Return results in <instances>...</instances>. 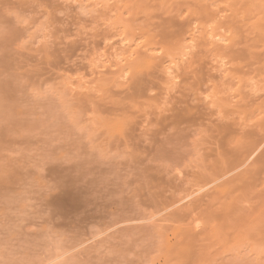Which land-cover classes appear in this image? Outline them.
Segmentation results:
<instances>
[{
	"label": "rangeland",
	"instance_id": "374dc122",
	"mask_svg": "<svg viewBox=\"0 0 264 264\" xmlns=\"http://www.w3.org/2000/svg\"><path fill=\"white\" fill-rule=\"evenodd\" d=\"M102 1H106V4L105 2L102 3ZM214 1L215 0H0V264H42V261L44 262L43 264H50L49 262L52 259L51 264L55 263L56 259L58 260L56 264H207V262L208 264H264V225L261 224L262 226H260V229L257 226V221L260 222V220L257 219L248 221V223L253 224L256 221L254 226L258 227L257 230H255V228L254 230L251 229L253 226L248 224L250 229L247 225L243 226L244 228L237 226V229L243 228V231H240V229L239 233L237 229L230 230L231 227H228V231V229L224 228L226 227L224 224V229H220L222 228L220 226V230L217 229V233H215L216 235L213 234L214 232H211L207 233V236H205V234L202 236L201 234V236L197 235L198 238L195 236V239L191 237L188 239L189 241H187L184 236L182 240V227L185 228L184 224L190 221L193 222L190 223L196 229H201L205 225V222L212 218L213 221L215 219H217L218 222L223 221V219L220 218L222 216H219L221 214L219 206L221 202L225 200L223 197L226 194L221 195L219 192L225 187L224 184H222L223 187H220L218 192H215V196L217 195L216 202L214 201L207 206L203 205L201 206L202 208L199 207L190 211L187 217L176 215L177 217H182L181 219L177 218L176 220V216L170 217L168 213L171 208L167 209L165 205L159 201L164 197L168 199L171 196L169 198L171 200L172 196H175L174 199L180 198L182 195L184 196L187 194V189L190 188L188 185L191 187L194 185H192V183H195V187L193 186V189L190 188V191H193L194 188L196 190L201 185H204L202 183L204 181H193L194 178H190L192 179V183L189 184V182H191L190 180L188 184H186V181L185 189L182 188L184 187L182 180L187 177L184 175L182 169H188L189 165L192 166V168L189 166V169L194 168V170H197L199 167L204 169L207 166L208 168L210 167V169H223L225 163H230V160L227 161V159H229L228 156V158H225L226 155H221L222 157L224 156L222 159V157L215 152L219 156L218 158L215 153H210L209 149L208 152L214 155H210L211 157H204L208 155L207 148L209 146L205 147L206 149L203 148L206 150L205 152L202 148H192L195 150V153L196 150L200 152L202 149L201 152L205 154L198 152L200 154L199 157L203 156V159L201 158L202 161L197 158L198 154H193L189 145H187L189 146L187 149L190 148L191 153L189 151L190 154H187V151L185 155L184 151L187 147L185 145L186 142L182 140L183 142H180L181 144H174L175 140L171 138L173 134L172 131H174L173 129L175 128V126L173 127L175 117H173L172 114L177 111V109L174 108H177V106L179 107V105L182 106L184 103L183 102L182 105L181 103L176 105L179 100L177 97L182 95L184 99H186L185 102L188 101L187 103L190 102L191 104L198 102L197 98L208 102L211 99V92L214 91L212 86L210 87L211 81L208 85V82H206L207 80H204L205 83L199 81L196 83L194 79L196 76L191 77L190 75L188 78H183L181 75L179 77H175L174 75L178 70L182 71V64H188V61H186L187 59L192 65L190 67L192 73L196 70L199 72L201 68L204 69V67H206L205 63L208 61L209 63H207V66H211V68L214 67V69L206 67V71L201 70L207 73L209 71L207 69H210L209 73L214 74L216 72L215 74H217L220 72L219 69H222V63L224 64L225 61L224 58V61L220 59L221 57L219 55L217 59L216 57L218 56L214 51L207 52V45H203L204 43L201 42V39L198 41V33L200 31L199 30L197 33L198 28L203 31L202 26L207 27L205 28L207 32H209L208 29L212 32L215 31V33H220L222 31L221 34H219V36H221L227 33L223 31L229 32V28L236 24L235 26L244 34L248 31L247 29L250 27V23H254L252 19L253 21L256 20L257 15H259L260 17H257V20L259 18L260 20L254 23V29L256 28L254 31L256 32L254 34L252 33L251 36L248 35L250 32L244 35L239 33L238 36L247 35L246 37H252V41L254 37L257 36L259 39L256 38L253 42L250 40L249 44L254 43L255 45H252L256 47L259 45V49L264 47V0H259L260 3L257 0H246V2L244 0H236L238 1L237 3L235 0H216V4ZM242 1H244V3ZM247 1H251L250 3L254 4V6ZM127 2L130 5H128ZM125 3H127L129 9H132L129 10L130 14L134 13L135 15L128 14V8L124 5ZM104 4L108 6L106 7ZM131 5L132 7H130ZM213 7L216 8V10L219 8V10H217L218 12L215 11ZM207 8H210V10ZM234 9L236 12L233 13ZM216 12L219 15L221 14V17L223 16L222 20L219 19L220 16L216 14ZM251 12L255 13L252 14ZM238 16L241 18L239 19ZM181 18L183 20H181ZM228 18H230V20H228ZM232 19L235 20V24ZM223 20L224 22L222 23ZM249 20L251 21L249 22ZM181 21L182 23H180ZM225 21L228 26L231 24L230 27L223 26L226 25L224 24ZM229 21H232L233 25L232 23L229 24ZM260 22H262V24ZM126 24L129 27H127ZM243 26H245V28ZM125 27L128 29H125ZM191 27H195L196 30ZM210 27L213 28V30L210 29ZM251 27H253V25H251ZM237 28L234 29L233 27L232 29L235 31ZM242 28H244L245 31ZM251 29L253 30V28ZM126 32L129 33L126 34ZM195 33H197L196 36L198 35V38H195ZM229 35L230 32L227 36ZM236 35L237 34H235V36ZM125 36L128 37V39H125ZM219 36L217 34L218 39ZM245 38L242 40L237 38V40L242 42ZM189 39L190 41H188ZM256 40L260 42L257 43ZM246 41L245 39L243 43ZM198 42H200V45H198ZM190 43L192 46L194 43L195 45L192 47ZM201 43L203 46H201ZM136 44L137 48L135 47ZM149 44L152 46V51L150 50V53L148 51L150 49ZM145 45H147V47ZM159 45L164 46L159 47ZM198 46H200L199 49ZM134 47L136 48V50L134 49L136 53L132 50ZM145 47L147 48V53L157 54V56L152 55L153 57L151 58L155 57L154 60L156 62H159L158 60L162 61L155 66L149 61L144 62L139 60L140 63H135V65L132 66L131 64H134L132 63V58L134 59L137 54L138 56L141 55V53L143 54L144 51L146 53V50H144ZM168 49L171 53L168 54L169 56L171 55L170 58H166L169 57L167 56ZM184 49H188V54ZM191 49L197 53V56L194 55L195 52L192 54L193 51ZM204 49L206 52H204ZM262 49L264 53V48ZM190 51H192V53H190ZM181 52H185L186 54H181ZM199 52L201 53L199 54ZM149 54L147 55L151 56ZM126 55H128V57H126ZM176 55H182L183 57ZM191 56H195L194 65L193 61H191L193 59L190 60ZM262 56L264 58V54ZM124 57L129 63H127ZM203 57L205 59L202 60ZM69 58L71 60H69ZM184 58H186V60ZM208 58H214V60H209ZM178 59L179 61H177ZM181 59L184 60L180 61ZM197 59L199 62L203 61L205 65L202 63V65H204L202 66L201 63H199L198 66ZM205 60L207 61L204 62ZM216 62L217 64L219 63V65H217ZM180 63L181 65H179ZM262 64L263 63H261V65L258 64V66L256 65L261 69L260 72H263L260 75L264 74V64ZM127 65L131 66V68ZM169 65H171V67H169ZM127 68L130 71L126 70ZM190 68L188 67V69ZM96 69H99L100 72H98V70L96 71ZM151 69L154 70L152 71ZM192 69L194 71H192ZM155 71L157 72L155 73ZM170 71L171 78L172 76L174 77L173 79L167 77ZM172 71H176V73ZM150 72L154 73L150 74ZM158 72L161 75H159ZM166 73L168 74L166 75ZM99 74L103 78H99L101 77ZM129 75L130 77H128ZM134 75L137 76L135 77L137 79L134 78ZM151 75L153 77H151ZM192 75H194V73ZM144 76H146V78ZM199 76L200 75H198V77ZM143 77L151 80L149 81L150 83L148 82L147 87L143 89H141V87L128 89V87L125 86L126 84H131V80H135L134 83L137 82V84H139L141 83L140 78ZM169 79L170 81H167ZM123 80L126 83H124ZM117 82H121V86L118 85ZM166 82L170 84L168 85ZM160 84L163 85L161 86ZM116 86L119 87L117 88ZM134 90L137 92L135 91L134 93ZM258 110L260 111V108H258ZM261 110L264 111V106ZM252 111H247L245 113L248 117L245 114L242 115L241 119H244L241 121L244 120L245 123L251 124L261 115L259 113L262 112L257 110ZM216 114L214 113L213 115L216 116ZM214 116L213 118H215ZM180 117L181 116L178 118ZM175 121H177V119ZM183 123L181 124L183 125ZM198 126L192 128L196 130L195 128H198ZM204 126L202 128L199 126L198 129L200 130L197 129L195 132L190 128L192 131L190 135L192 134L191 136L193 138H198V136L202 137L204 134L207 136V138L205 137L206 140L201 138L203 142L199 139L200 137L198 139L196 138V141L199 140V142H202L199 146L203 145L204 141L208 142L209 140L210 143L208 137L211 134V128L206 121L204 122ZM192 137L190 139H193ZM204 145H206V143ZM182 147L183 149L185 148L184 151H182ZM227 147H229V145ZM173 148H175L176 151L180 149L179 152L181 153L180 155H182V161L181 159H179V161L177 160L174 152L175 157L172 156V151H175ZM165 153L166 156H168L167 158ZM204 158L206 159L204 160ZM175 160H177V162ZM182 163L187 164V166ZM145 170L147 172L146 174ZM178 170L179 172L181 171L182 174L179 173ZM167 171L171 173H167ZM163 173L164 175H162ZM142 174L145 178L143 176L141 177ZM148 174H150V176ZM101 176L103 178H100ZM166 176L168 178H165ZM179 176L182 177L180 178ZM147 178L149 180L151 178V181H149L150 184L147 183ZM158 178H160V180ZM169 178L170 181L168 180ZM177 180L179 183L182 182V185L177 183ZM179 180H181V182ZM222 181L220 179L221 183ZM197 182H199V185H196ZM87 184L89 186H87ZM214 184L210 185L209 188L205 187L202 191L210 188L212 189ZM217 184H219V180ZM134 185L136 187H134ZM179 186L181 188H179ZM138 187H141L140 193L143 195L146 193L147 196L144 195V198L141 197L139 194L140 189L137 190ZM148 188L149 191L151 190L150 192ZM95 190H97V192ZM57 191H59L58 194ZM116 191H118V193ZM135 191L137 192L136 195ZM236 191L237 190H235L234 194L241 193L239 189V193ZM147 192L150 194L148 195ZM153 192H155V194ZM50 193H53V196ZM246 196L247 195L243 198H247ZM93 197L96 198L94 199ZM105 197L106 199H104ZM136 197L138 200H136ZM91 198L92 200H90ZM129 198L130 201L128 202ZM154 199L156 200L154 201ZM77 201L79 202L75 203ZM94 201L98 202L97 205ZM244 204H247L245 200ZM98 205H100V207ZM161 205H163V207ZM84 206L85 208H83ZM161 208H163V210ZM48 210L50 211L48 212ZM92 211L96 213L93 214ZM71 213L74 216H71ZM83 213L85 215H83ZM142 214L144 217H142ZM209 214H212V216ZM156 215L157 217H155ZM124 217L125 219L123 220ZM217 217H219L220 220ZM185 218H187V222L183 220ZM67 219L70 220L68 221ZM152 219H154V221ZM203 219L205 222L202 221ZM55 222L56 224H54ZM218 222L217 224H219ZM53 224L55 226H53ZM71 224H73V227ZM43 228H46L49 234L45 233L47 231ZM246 228L249 230H246ZM66 230L67 232H65ZM244 230H246V233ZM252 230L258 232H253V234L250 235ZM223 231L225 234L222 233ZM247 231L251 232L247 233ZM178 232L180 233L178 234ZM232 232L234 234L231 235ZM68 233L73 239L68 237ZM248 236H250V240ZM157 237L159 238L157 239ZM238 237L241 238L238 239ZM74 238L75 240L78 238L77 243L74 241L76 244H79V242L85 239V242L88 241L87 246L85 245L86 243H83L84 246L76 248V251H80L78 252L79 254L74 249L72 250L73 253L70 251L72 255H69L70 249H68V247L72 245V240H74ZM198 239L201 241H198ZM235 239H237V241H235ZM180 240L182 242H180L181 246L178 242ZM231 240L233 241L231 242ZM66 241H69L71 244L69 243V245ZM215 241L217 242L215 243ZM234 242L236 243L231 244ZM221 244L223 245L221 246ZM229 244L230 246H228ZM81 247H84V249H81ZM86 247L89 248L86 250ZM186 247L190 248L189 252ZM209 247L212 248L210 249ZM177 248L179 250V256L172 254L174 251L176 255H178ZM237 248L241 251H238ZM53 249L55 252H53ZM170 249L173 251H169ZM57 250L58 252H56ZM221 250L224 251H222L224 255L221 252L219 255V251ZM227 251H229L228 254ZM213 252L216 254H213ZM63 254H68V256L65 257ZM194 254L195 256H193ZM235 254L238 255L235 256ZM170 255L173 256H171V259H169ZM164 259H169L171 262L175 259L177 262L173 261L174 263H170ZM194 259L197 260L196 263L193 262ZM230 260H235V262H231Z\"/></svg>",
	"mask_w": 264,
	"mask_h": 264
},
{
	"label": "bare ground",
	"instance_id": "6f19581e",
	"mask_svg": "<svg viewBox=\"0 0 264 264\" xmlns=\"http://www.w3.org/2000/svg\"><path fill=\"white\" fill-rule=\"evenodd\" d=\"M129 1V0H128ZM144 1V0H143ZM216 1V0H215ZM214 1V2H215ZM236 1V0H235ZM245 2H246V0H244ZM244 1H242L243 3H244ZM252 1V0H251ZM250 1V2H251ZM257 1H259V0H257ZM105 2V4H106V1H104ZM103 1H102V3H104ZM142 2V1H141ZM213 2V1H212ZM238 1H236V3H237ZM249 4H252V3H250L249 1H247ZM256 2V1H255ZM264 2V1H263ZM128 3V2H127ZM127 3H125L124 5H126V7L128 6V5H130L129 3H128V5H127ZM138 3V2H137ZM136 3V4H137ZM144 3V2H143ZM142 3V4H143ZM259 3H260V1H259ZM104 4V5H105ZM108 4V3H107ZM142 4H141V6H142ZM206 4H207V1H206ZM215 4H216V2H215ZM248 4V5H249ZM258 4V3H257ZM134 5V4H133ZM209 5V4H208ZM207 5V6H208ZM236 5V4H235ZM253 6H254V4H252ZM260 5V4H259ZM264 5V4H263ZM106 6V5H105ZM108 6V5H107ZM106 6V7H107ZM229 6V5H228ZM130 7H132V5L130 6ZM218 7V6H217ZM128 8V7H127ZM259 8V7H258ZM261 8V7H260ZM207 9H209L210 10V8H207ZM206 9V10H207ZM213 9H215V11H217V10H219V8L216 10V8H214L213 7ZM129 10H132L131 8L129 9L128 8V12H129ZM229 10H231V9H229ZM233 10V9H232ZM171 11V10H170ZM169 11V12H170ZM220 11H221V9H220ZM204 12H206V11H204ZM207 12H209V11H207ZM213 12H214V10H213ZM218 12V11H217ZM216 12V14H218ZM234 12H236V10L234 9V11H233V13ZM238 12V11H237ZM244 12V11H243ZM247 12V11H246ZM249 12V11H248ZM253 12V11H252ZM251 12V13H252ZM131 13H132V11H131ZM167 13V12H166ZM222 13V12H221ZM226 13H227V11H226ZM232 13V14H233ZM245 13V12H244ZM243 13V14H244ZM255 13V12H254ZM254 13H252V14H254ZM128 14H130V12L128 13ZM134 14V13H133ZM133 14H130V15H133ZM182 14V13H181ZM209 14H210V12H209ZM222 14H225V13H222ZM228 14V13H227ZM231 14V13H230ZM240 14V13H239ZM135 15V14H134ZM206 15V14H205ZM211 16H213L212 14H210ZM214 15H215V13H214ZM219 15V14H218ZM221 15V14H220ZM219 15V16H220ZM229 15V14H228ZM236 15V14H235ZM240 15H242V14H240ZM256 15V14H255ZM129 16V15H128ZM216 16V15H215ZM214 16V17H215ZM230 16V15H229ZM234 16V15H233ZM232 16V17H233ZM237 16V15H236ZM243 16V15H242ZM263 16V15H262ZM261 16V17H262ZM223 17V16H222ZM222 17L220 16V20H222ZM231 17V16H230ZM235 17V16H234ZM249 17V16H248ZM257 17H260L259 15H257ZM257 17H256V20H254L253 21V19H252V22H254V23H257V22H255V21H258V20H260V18L257 20ZM183 18V17H182ZM181 18V20H183ZM185 18V17H184ZM216 18V17H215ZM238 18H239V16H238ZM241 18V17H240ZM239 18V19H240ZM166 19V18H165ZM218 19V18H217ZM235 19V18H234ZM248 19V18H247ZM250 19V18H249ZM220 20H218L219 22H221ZM224 20H227V19H224ZM224 20L222 21V23L224 22ZM228 20H230V18H228ZM233 20V19H232ZM238 20V19H237ZM244 20V19H243ZM246 20V19H245ZM179 21H180V19H179ZM234 21V24L236 23L235 22V20H233ZM251 20H249V22H250ZM162 22V21H161ZM237 22H239V21H237ZM248 22V21H247ZM264 22V21H263ZM180 23H182V21L180 22ZM229 24L230 23H232V21L230 22H228ZM242 23V22H241ZM240 23V24H241ZM254 23H250V27H251V25H253V27H251V28H253V30L249 27L247 30L248 31H246V33L247 32H250V33H248V35H250L251 36V34L253 33H255L256 31H254L255 29H254ZM261 24H262V22H260ZM221 24V23H220ZM224 24H226V21H225V23ZM243 24H245V23H243ZM264 24V23H263ZM222 25V24H221ZM231 25V24H230ZM230 25L228 26V24H226V25H223L224 27H226V26H228V27H230ZM232 25H233V23H232ZM236 25V24H235ZM235 25H233V27H234V29L235 28H237ZM248 25V24H247ZM255 25H257V24H255ZM123 26H125V25H123ZM126 26L127 27H129L127 24H126ZM246 26V25H245ZM245 26H243L244 28H245ZM260 26V25H259ZM127 27H125V29H128ZM193 27V26H192ZM191 27V28H192ZM198 27V26H197ZM200 27V26H199ZM213 27V26H212ZM232 26L229 28V32H230V35L229 36H227L228 34H229V32L228 31H223V32H227V33H225V35L224 34H222L221 36H219V34H221V32L219 33H215V31L214 32H212V31H210L209 29H208V31L209 32H207L206 30H205V28H207V27H203L202 26V29H203V31L200 29V28H198V30H197V33H198V31H199V33H198V37L196 36V34L197 33H195L194 35L196 36L195 38H198V41H200V39H201V42L202 43H204L203 45H207V47H206V50H207V52L208 51H214L215 53H216V55L218 56H220L221 58L220 59H222L223 60V58H224V64L222 63V65L223 66H221V63H220V66L222 67V69H219L220 68V66H219V70H220V72L219 73H217V74H215L214 73V71H213V73L214 74H212V73H209V71H210V69H214V67H212L211 68V66H207V63H209L207 60L209 59H207V60H205L204 62H206L207 61V63H205L206 64V67L208 68H210V69H207V70H209L207 73L205 72L204 73V71H202V70H205L206 71V67H204V69H202L201 68V65H202V63H203V61L201 62H199V54L202 52V50H201V52H199V56H198V63H197V65L199 66V63H201V65H200V68L202 69H199L200 71L199 72H197L198 70H196V71H194L193 69H192V71H194L193 73H194V75H192L193 73L190 71L191 70V63H189V60L187 59L186 60V58H184L186 61H188V64L186 63V65L185 64H182V66H183V69H182V71L180 70H178L177 71V73H176V71L174 72V71H172V72H174V73H176L174 76L175 77H179L180 75H181V77H183V78H185V77H189L190 75H191V77L192 76H196V78H194L195 80H196V83L199 81V82H201V83H205V81L204 80H207L206 82H208V85H209V82L211 81V85H210V87L212 86V88L214 89V91L213 92H211V99L208 101V102H205V101H203V100H200L199 98H197L198 100V102H196V103H193V104H191L190 102L189 103H187V102H185V100L186 99H184V96H182V95H179V96H181V97H177V98H179V100H178V102H177V104L176 105H178L179 103H181V105H182V103H183V105L182 106H180L179 105V107L177 106V108H174V109H177V111H175V112H173L174 114H175V116H174V114H172L173 115V117H175L174 119L176 120L177 119V121H175L174 120V125H173V127L175 126V128L173 129L174 131H172L173 132V134H172V136H171V138H172V140L174 139L175 140V142H174V144H181L180 142H183L182 140H184V142H186L185 143V145L187 146V145H189L190 146V148H191V151H193V154H198L197 156V158H199L200 160H201V158L203 157H199L200 156V152L202 151V149L203 148H205V147H208L207 148V153H208V155H205L204 157H207V156H210L211 154L210 153H217V154H219L220 155V157H222L221 155H226L225 156V158H228L229 157V159H227V161H229L230 160V163H225V164H227V165H225L224 164V168L223 169H219V168H215V169H210V167L208 168V166L207 167H205V166H202V167H205L204 169L203 168H201V167H199L197 170H194V168L193 169H189V166H191V165H189L188 166V169H182V171H183V173H184V175H186L187 177L185 178V179H183L182 180V182H183V184H184V187H182V188H184L185 189V185L186 184H188V182L191 180V182H189V184L190 183H192V179H190V178H194L193 179V181H200V182H202V181H204V182H202L204 185L202 186L201 184V188L200 187H198L196 190H195V188H194V190L193 191H190V188H192L194 185H195V183H192V187L190 186V185H188L190 188L189 189H187V187H186V189H187V194H185L184 196L182 195L180 198H177V199H174V197L172 196V198H171V200L168 198H166L165 199V197L164 198H162V199H160L159 201L160 202H162V204L163 205H165V207L168 209V208H171L170 209V211H169V215H170V217L171 216H176V215H179V216H182V217H184V216H189L188 215V213L190 212V211H192V210H194V209H196V208H202L201 206H203V205H209V204H211V203H213L214 201L216 202V199H217V195L215 196V192L217 191L218 192V190H219V188L220 187H223V185L222 184H224V186L225 187H223L222 188V190L219 192V193H221V195L222 194H226L224 197H223V199H225L224 201H222L221 202V204H220V206H219V209H221V214L219 215V216H222V217H220V218H222L223 219V221L221 222V221H217V219H215L214 221H213V218L212 219H209L207 222H205L204 221V219L202 220L203 222H205V225L201 228V229H196L193 225H191V223L190 222H192V221H190V222H188V223H186V224H184L185 225V228L184 227H182L183 228V232H182V240H183V237L187 240V241H189L188 239L189 238H191V237H197V235L199 236H201V234H202V236H204V234H205V236H207L206 234L207 233H213V234H215V233H217V229L218 230H220V229H228V231H229V228L228 227H231V229L230 230H235V229H237V226H239V227H243V226H245V225H247L248 227H249V225L251 224V226H253V228L251 227V229H253L254 230V228H255V230H257V228L259 227L260 228V226H262L261 224H263L264 225V111L263 110H261L262 109V107L264 106V74H262V75H260L261 73H263V72H260V70L261 69H259L257 66H258V64H260L261 65V63H263L264 64V62H263V49L262 48H264V47H262L261 49H259V45H257V47L256 46H253V45H255L254 43H251V44H249V41L251 40V42H253L254 41V39H256L257 38V36H253L254 37V39H253V41H252V37L250 38L249 36V38L248 37H246L247 35H245V36H242V35H244V34H246V33H244L243 31V33L244 34H242L241 33V31H239V29L237 28L235 31H236V33H235V31L232 29L233 28ZM247 27V26H246ZM256 27V26H255ZM261 27V26H260ZM195 28V27H194ZM194 28H192V29H194ZM209 28V27H208ZM244 28H242L243 30H244ZM262 28V27H261ZM264 28V27H263ZM121 29H123V28H121ZM141 29V28H140ZM210 29H212L213 30V28H211L210 27ZM130 30V29H129ZM189 30H191V29H189ZM195 30H196V28H195ZM224 30V29H223ZM262 30V29H261ZM192 31H194V30H192ZM192 31H190V32H192ZM206 31V32H205ZM239 31V32H238ZM245 31V30H244ZM254 31V32H253ZM125 32V31H124ZM150 32V31H149ZM148 32V33H149ZM196 32V31H195ZM129 33V32H128ZM127 32H126V34H128ZM186 33H187V29H186ZM194 33V32H193ZM215 33V34H214ZM242 34V35H239L238 36V34ZM262 33V32H261ZM263 33H264V31H263ZM125 34V35H126ZM141 34V33H140ZM217 34H218V36H219V39H218V37H217ZM227 34V35H226ZM235 34H237L236 36H235ZM224 35V36H223ZM234 35V36H233ZM256 35H257V33H256ZM190 36H193V35H190ZM245 38L247 41H248V43H247V41L246 42H244L243 43V41L245 40H243L242 42L240 41H238L237 40V38H240V40H242L243 38ZM217 37V38H216ZM259 37V36H258ZM261 37V36H260ZM264 37V36H263ZM128 39V37H126L125 36V39ZM186 38V37H185ZM221 38V39H220ZM242 38V39H241ZM248 38V39H247ZM124 39V40H125ZM140 39V38H139ZM190 39H192V38H190ZM190 39L188 40V41H190ZM257 39H259V38H257ZM123 40V41H124ZM150 40V39H149ZM194 40V39H193ZM261 40V39H260ZM144 41V40H143ZM148 41V40H147ZM146 41V42H147ZM179 41V40H178ZM195 41V40H194ZM259 41V40H258ZM126 42V41H125ZM149 42V41H148ZM151 42H152V40H151ZM193 42V41H192ZM191 42V43H192ZM256 42H257V40H256ZM260 42V41H259ZM259 42H257V43H259ZM129 43H130V41H129ZM158 43V42H157ZM163 43V42H162ZM190 43V44H191ZM202 43H201V46H203L202 45ZM256 43V44H257ZM142 44V43H141ZM174 44V43H173ZM183 44H184V42H183ZM189 44V45H190ZM253 44V45H252ZM130 45H131V43H130ZM138 45H139V43H138ZM144 45V44H143ZM155 45H157V44H155ZM154 45V46H155ZM185 45H186V43H185ZM188 45V44H187ZM194 45H195V43H194ZM193 45V46H194ZM197 45V44H196ZM198 45H200V42H198ZM146 47H147V45H145ZM149 46H150V44H149ZM162 46V45H161ZM160 45H159V47H161ZM164 46V45H163ZM162 46V47H163ZM168 46V45H167ZM170 46H171V44H170ZM173 46V45H172ZM191 46H192V44H191ZM192 46V47H193ZM135 47L137 48V44L135 45ZM133 48L132 50L134 51V49L136 50V48ZM144 47V46H143ZM145 47V49L144 50H146L147 48ZM151 47L152 46H150V49L148 50L149 51V53H150V50L152 51V49H151ZM190 47V46H189ZM197 47V46H196ZM164 48H166V47H164ZM173 49H175L174 47H172ZM191 48V47H190ZM200 48V46H198V49ZM141 49H143V48H141ZM140 49V50H141ZM169 49H170V47H169ZM168 49V50H169ZM182 49H183V47H182ZM195 49V48H194ZM202 49H203V47H202ZM131 50V51H132ZM157 50V49H156ZM164 50V49H163ZM185 50V49H184ZM188 49H186L185 50V52L187 51ZM190 50V49H189ZM192 50V49H191ZM132 51V52H133ZM138 51H139V47H138ZM154 51V50H153ZM157 51H159V50H157ZM161 51V50H160ZM172 51V50H171ZM182 51V50H181ZM193 51V50H192ZM192 51H190V53H192ZM135 52V51H134ZM168 53H167V56H169L168 54L170 53V50L169 51H167ZM185 52H181V54L182 53H185ZM194 52L195 51H193V53L192 54H194ZM204 52H206L205 51V49H204ZM136 53V52H135ZM137 53H139V52H137ZM140 53H141V51H140ZM149 53H147V50H146V53H145V51H144V53L142 54L141 53V55H139L138 56V54L137 55H135V57H134V59L132 58V63H134V64H131L132 66L133 65H135V63L137 64L138 62H139V60L140 61H144V62H146V61H149L150 63H152V64H154L155 66L160 62V61H162V60H158L159 62H156L154 59H155V57L154 58H151V57H153V56H157V54H149ZM154 53H156V52H154ZM159 53V52H158ZM189 53V54H190ZM147 54H149V55H151V56H148ZM160 54V53H159ZM158 54V55H159ZM162 54V53H161ZM165 54V53H164ZM171 54V53H170ZM186 54V53H185ZM187 54H188V51H187ZM191 54V55H192ZM69 55V54H68ZM129 55V54H128ZM128 55H126V57H128ZM132 55V54H131ZM153 55V56H152ZM184 55V54H183ZM195 56H197V53L195 52V54H194ZM206 55V54H205ZM208 55H210V54H208ZM213 55V54H212ZM211 55V56H212ZM176 56H179V55H176ZM180 56H182V55H180ZM179 56V57H180ZM188 56H190V55H188ZM195 56H191L190 57V60L191 59H193V60H191V61H193V65H194V61H195ZM219 56L218 57H216L217 59L219 58ZM171 57V55L169 56V57H166V58H170ZM183 57V56H182ZM201 57V56H200ZM214 57V56H213ZM72 58V57H71ZM125 58V57H124ZM130 58H131V56H130ZM130 58H128V59H130ZM165 58V57H164ZM173 58L175 59V57L173 56ZM215 58V57H214ZM214 58H210V59H213L214 60ZM215 58V59H216ZM173 59V60H174ZM184 59H181L180 61H183ZM203 59H205L204 57L202 58V60ZM209 59V60H210ZM219 59V60H220ZM68 60V59H67ZM69 60H71L70 58H69ZM68 60V61H69ZM121 60V59H120ZM125 60H126V58H125ZM169 60V59H168ZM167 60V61H168ZM261 60H262V62H261ZM73 61V60H72ZM117 61H119V60H117ZM127 61V63H129L128 62V60H126ZM125 61V62H126ZM165 61H166V59H165ZM177 61H179V59L177 60ZM215 61H217V60H215ZM214 61V62H215ZM221 61V60H220ZM220 61H218V62H220ZM223 61H221V62H223ZM170 62V61H169ZM168 62V63H169ZM261 62V63H260ZM115 63V62H114ZM120 63V62H119ZM124 63V62H123ZM140 63V62H139ZM142 63V62H141ZM184 63V62H183ZM213 63V62H212ZM92 64V63H91ZM100 64V63H99ZM103 64V63H102ZM170 64V63H169ZM204 64V63H203ZM204 64V65H205ZM216 64H217V62H216ZM215 64V65H216ZM262 64V65H263ZM90 65V64H89ZM129 65V64H128ZM127 65V66H128ZM151 65V64H150ZM176 65V64H175ZM179 65H181V63L179 64ZM188 65V66H187ZM196 65V64H195ZM204 65H202V66H204ZM217 65H219V63L217 64ZM257 65V66H256ZM96 66V65H95ZM99 66V65H98ZM105 66V65H104ZM112 66V65H111ZM139 66H141V65H139ZM152 66V65H151ZM160 66V65H159ZM158 66V67H159ZM214 66V65H213ZM264 66V65H263ZM128 67H130L131 68V66H128ZM162 67V66H161ZM166 67V66H165ZM169 67H171V65H169ZM169 67H168V69H169ZM175 67V66H174ZM177 67H178V65H177ZM188 67L190 68V69H188ZM260 67V66H259ZM101 68V67H100ZM151 68V67H150ZM176 68V67H175ZM181 68V67H180ZM192 68H194V67H192ZM262 68V67H261ZM134 69H135V67H134ZM179 69V68H178ZM217 69V70H218ZM93 70V69H92ZM91 70V71H92ZM95 70V69H94ZM98 70V72H100V70L99 69H96V71ZM126 70H128V68L126 69ZM142 70V69H141ZM152 70V69H151ZM151 70H149V71H151ZM154 70V69H153ZM152 70V71H153ZM157 70H161V69H157ZM175 70V69H174ZM259 70V71H258ZM263 70H264V67H263ZM102 71H103V69H102ZM116 71V70H115ZM125 71V70H124ZM128 71H130V70H128ZM127 71V72H128ZM146 71V70H145ZM192 73H190V72ZM260 72V73H258V72ZM104 72V71H103ZM126 72V71H125ZM124 72V73H125ZM134 72V71H133ZM157 71H155V73H156ZM162 72V71H161ZM257 72V73H256ZM94 73V72H93ZM149 73V72H148ZM147 73V74H148ZM154 73V72H153ZM153 73H151L150 72V74H153ZM159 73V72H158ZM104 74V73H103ZM130 74H131V72H130ZM140 74V73H139ZM137 75V74H135V75H137V76H141V75ZM149 74V75H150ZM168 73H166V75H167ZM173 74V73H172ZM218 74H220V75H218ZM100 75V74H99ZM105 75V74H104ZM134 75V78L135 77H137V76H135ZM159 75H161L160 73H159ZM163 75V74H162ZM198 75H200L199 77H198ZM101 76V75H100ZM146 76H148V75H146ZM146 76H144L145 78H146ZM99 77V76H98ZM128 77H130V75L128 76ZM140 78L141 79V83H139V84H137V82L136 83H134V81L135 80H131L132 81V83L131 84H124L125 86H127L128 87V89H135V88H140L141 87V89H143V88H145V87H147V85H148V82L149 81H151V80H148V79H145V78ZM151 77H153L152 75H151ZM155 77V76H154ZM167 77H170L171 78V71H170V74H168V76ZM99 78H103L102 76L101 77H99ZM164 78V77H163ZM174 77L172 76V78L171 79H173ZM186 78V79H187ZM126 79V78H125ZM135 79H137V78H135ZM164 79H166V78H164ZM163 79V80H164ZM112 80H113V78H112ZM114 80H117V79H114ZM156 80V79H155ZM185 80V79H184ZM121 81V80H120ZM124 81V80H123ZM159 81V80H158ZM167 81H170V79L169 80H167ZM186 81V80H185ZM204 81V82H203ZM129 82V81H128ZM127 82V83H128ZM160 82V81H159ZM121 83V82H120ZM120 83H118L117 82V84L118 85H120ZM124 83H126L125 81H124ZM150 83V82H149ZM153 83V82H152ZM152 83H151V85H152ZM165 84V83H164ZM166 84H168V82H166ZM170 84V83H169ZM168 84V85H169ZM114 85V84H113ZM156 85H157V83H156ZM161 85V84H160ZM159 85V86H160ZM163 85V84H162ZM161 85V86H162ZM121 86V85H120ZM117 87V86H116ZM119 87V86H118ZM117 87V88H118ZM151 87V86H150ZM153 89V88H152ZM151 89V90H152ZM155 89V88H154ZM135 91L136 90H134V93H135ZM140 91V90H139ZM138 91V92H139ZM137 92V91H136ZM189 92V91H188ZM79 93V92H78ZM91 93V92H90ZM87 94V93H86ZM189 94V93H188ZM209 94V93H208ZM185 95V94H184ZM151 97V96H150ZM171 97V96H170ZM182 100H181V99ZM186 98V97H185ZM175 99V100H176ZM258 108H260V111H262V112H260L259 110H258ZM252 110H257V111H259L258 113L259 114H261V115H259V114H257V115H259L251 124H247V122L245 123L244 122V120L243 121H241L242 119H244V118H242L241 119V117H242V115H244L247 111H252ZM216 112H217V114H216ZM216 114V116H214L213 114ZM252 113H253V111H252ZM257 113V112H256ZM255 113V114H256ZM246 116H247V114H245ZM179 116H181L180 118H178ZM213 116L215 117V118H213ZM245 117V116H244ZM248 117V116H247ZM246 117V118H247ZM172 118V117H171ZM253 119V118H252ZM207 122L208 124H209V126H210V131H211V134H210V136L208 137V139H210V143H209V140H208V142L207 141H204V144L206 143V145H200L199 146V144H202V142H203V140L205 139V137L207 138V136H205V134L202 136V137H200V136H198V138L202 141H200L199 142V140H197L196 141V138L197 137H192L191 135H190V133H192V131H196L198 128H199V126L202 128L203 126H204V122ZM246 121V120H245ZM251 121V120H250ZM173 122V121H172ZM184 122V123H183ZM181 123H183V125H185V126H183ZM181 124V125H180ZM199 125V126H198ZM203 125V126H202ZM194 126H198V128H195L196 130H194L192 127H194ZM205 127V126H204ZM171 128H172V126H171ZM190 128H192L193 130L191 131V129ZM190 130V131H189ZM198 130H200V129H198ZM206 130H207V128H206ZM203 131V130H202ZM207 132V131H206ZM199 133H200V131H199ZM208 133H206V134H208ZM199 135V134H198ZM202 135V134H201ZM193 138V139H190V138ZM197 138V139H198ZM203 140H202V139ZM187 140V141H186ZM206 140V139H205ZM226 141H227V144L229 145V147H227L228 145L226 144ZM227 145V146H225V145ZM198 145V146H197ZM175 146V145H174ZM177 146V145H176ZM181 146V145H180ZM189 146H187L186 147V150H185V148L183 149V147H182V151H184V153L185 152H187L188 151V153L187 154H190L191 153V151H190V148L189 149H187ZM202 146V147H201ZM204 146V147H203ZM225 146V147H224ZM164 147V146H163ZM162 147V148H163ZM178 147V146H177ZM202 148L201 149V151L199 152V151H197L196 150V153L194 152L195 150H193V149H198V148ZM161 148V149H162ZM166 148V147H165ZM179 148V147H178ZM181 148V147H180ZM193 148V149H192ZM174 150H175V148H173ZM206 149V148H205ZM208 149H209V152H208ZM163 150V149H162ZM164 151H168V150H164ZM179 151H180V149H179ZM178 150L176 151H172V153L174 152L175 153V155H176V157H177V160L179 161V159H181V157H182V155H180L181 153L179 152ZM189 151H190V153H189ZM203 151L205 152L206 150H204L203 149ZM199 152V153H198ZM204 152H201L202 154H205ZM162 153H163V151H162ZM174 153H173V155L172 156H174ZM215 153V155H217ZM164 154V153H163ZM163 154H162V156H163ZM169 154H171V153H169ZM201 154V155H202ZM185 155H186V153H185ZM212 155H214V154H212ZM211 155V156H212ZM161 156V157H162ZM165 156H166V153H165ZM171 156V157H172ZM188 156V155H187ZM210 156V157H211ZM218 156V155H217ZM224 156L222 157V159L224 158ZM228 156V157H227ZM168 156H166V158H167ZM175 157V156H174ZM215 158V157H214ZM218 158H219V156H218ZM169 159V158H168ZM171 159V158H170ZM203 159V158H202ZM206 158H204V160H205ZM208 159V158H207ZM215 159H217V158H215ZM164 160V159H163ZM172 160H174V159H172ZM177 160H175L176 162H177ZM193 160V159H192ZM199 160V161H200ZM219 160H221V159H219ZM226 160V159H225ZM181 161H182V159H181ZM180 161V162H181ZM202 161V160H201ZM212 161V160H211ZM213 161H214V159H213ZM215 162H216V160H215ZM219 162V161H218ZM167 163V162H166ZM179 163V162H178ZM177 163V164H178ZM186 163V162H185ZM170 164V163H169ZM172 164V163H171ZM183 164V163H182ZM205 164H206V161H205ZM220 164V163H219ZM218 164V165H219ZM179 165V164H178ZM180 165H181V163H180ZM183 165H186L187 166V164H183ZM180 167V166H179ZM178 167V168H179ZM193 167H195V166H193ZM197 167V166H196ZM213 167V166H212ZM211 167V168H212ZM165 168V167H164ZM175 168V167H174ZM183 168H185V167H183ZM187 168V167H186ZM190 168H192V166L190 167ZM206 168H208V169H206ZM162 169V168H161ZM173 169V168H172ZM176 169V168H175ZM177 170V169H176ZM222 170V171H221ZM160 171V170H159ZM158 171V172H159ZM101 172V171H100ZM149 172V171H148ZM162 172V171H161ZM175 172V171H174ZM173 172V173H174ZM178 172H179V170H178ZM96 173V172H95ZM119 173V172H118ZM147 172H146V170H145V174H146ZM167 173H171V172H168L167 171ZM179 173H181L182 174V172L180 171ZM88 174V173H87ZM92 174V173H91ZM97 174V173H96ZM153 174V173H152ZM151 174V175H152ZM175 174H176V172H175ZM86 175V174H85ZM116 175V174H115ZM149 176H150V174H148ZM154 175V174H153ZM162 175H164V173L162 174ZM177 175V174H176ZM183 175V176H184ZM81 176H84V175H81ZM94 176V175H93ZM97 176V175H96ZM144 177V175L142 174L141 175V177ZM146 176V175H145ZM158 176V175H157ZM174 176V175H173ZM135 177V176H134ZM137 177V176H136ZM148 177V176H147ZM164 177V176H163ZM170 177V176H169ZM172 177V176H171ZM180 177V176H179ZM182 177V176H181ZM180 177V178H181ZM185 177V176H184ZM56 178V177H55ZM70 178V177H69ZM96 178V177H95ZM100 178H103L102 176L100 177ZM116 178V177H115ZM126 178V177H125ZM145 178V177H144ZM143 178V179H144ZM161 178V177H160ZM160 178H158L159 180H160ZM165 178H168L167 176L165 177ZM174 178V177H173ZM74 179V178H73ZM117 179H118V177H117ZM142 179V178H141ZM148 179V178H147ZM153 179V178H152ZM220 179H221V181H222V183L220 182ZM89 180V179H88ZM136 180V179H135ZM144 180H146V179H144ZM169 181H170V178L168 179ZM171 180H173V179H171ZM218 180H219V184H217L218 183ZM85 181V180H84ZM92 181V180H91ZM95 181V180H94ZM117 181V180H116ZM115 181V182H116ZM133 181V180H132ZM139 181V180H138ZM149 181H151V178H150V180L148 179V182L147 183H149L150 184V182ZM175 181V180H174ZM174 181H172V182H174ZM180 182H181V180H179ZM187 181V183L185 184V182ZM69 182V181H68ZM131 182V181H130ZM153 182V181H152ZM176 182V181H175ZM181 182V183H182ZM79 183V182H78ZM82 183V182H81ZM102 183V182H101ZM123 183V182H122ZM136 183H138V184H140L139 182H136ZM142 183H143V180H142ZM155 183V182H154ZM177 183H179L178 182V180H177ZM181 183H179V184H181ZM199 182H197L196 183V185H199L198 184ZM214 183H216V184H214ZM84 184V183H83ZM99 184V183H98ZM98 184H97V186H98ZM107 184V183H106ZM118 184V183H117ZM125 184V183H124ZM130 184V183H129ZM129 184H127V185H129ZM134 184V183H133ZM174 184V183H173ZM212 184H214V186L212 187V189L210 188V189H208V190H205V191H202V190H204V188L205 187H210V185H212ZM105 185V184H104ZM114 185V184H113ZM132 185V184H131ZM174 185H177V184H174ZM182 185V184H181ZM221 185V186H220ZM251 185V186H250ZM78 186V185H77ZM87 186H89L88 184H87ZM96 186V185H95ZM97 186H96V188H97ZM124 186V185H123ZM138 186V185H137ZM141 186V185H140ZM144 186V185H143ZM173 186V185H172ZM249 188H248V187ZM60 187H62V186H60ZM73 187V186H72ZM80 188H81V186H79ZM105 187V186H104ZM134 187H136L135 185H134ZM133 187V188H134ZM162 187V186H161ZM195 187V186H194ZM86 188V187H85ZM92 188V187H91ZM100 188V187H99ZM119 188H120V186H119ZM150 188V187H149ZM149 188H148V191H149ZM152 188H154V187H152ZM164 188V187H163ZM171 188H173V187H171ZM179 188H181L180 186H179ZM200 188V189H199ZM81 189H83V188H81ZM95 189V188H94ZM107 189V188H106ZM138 189H140V191H139V194L141 195V197H143L144 198V195H146V193L143 195V194H141L140 192H141V187H138L137 188V190ZM157 189V188H156ZM193 189V188H192ZM238 189H239V191H241V193H239V191H238ZM68 190V189H67ZM71 190V189H70ZM87 190V189H86ZM89 190V189H88ZM101 190V189H100ZM135 190H136V188H135ZM162 190V189H161ZM188 190H189V192H188ZM235 190H237L238 191V193L239 194H234V192H235ZM61 191V190H60ZM69 191V190H68ZM79 191V190H78ZM96 192H97V190H95ZM102 191V190H101ZM121 191V190H120ZM151 191V190H150ZM149 191V192H150ZM158 191V190H157ZM185 191V190H184ZM236 191V192H237ZM58 192L59 191H57V194H58ZM62 192H64V191H62ZM83 192V191H82ZM92 192V191H91ZM99 192V191H98ZM117 193H118V191H116ZM115 192V193H116ZM123 192V191H122ZM130 192H132V191H130ZM136 192V191H135ZM134 192V193H135ZM149 192H147V194L149 195L150 193ZM177 192V191H176ZM77 193V192H76ZM75 193V194H76ZM103 193V192H102ZM121 193V192H120ZM143 193V192H142ZM154 194H155V192H153ZM160 193V192H159ZM172 193V192H171ZM179 193V192H178ZM185 193V192H184ZM51 194V193H50ZM53 194V193H52ZM51 194V195H52ZM66 194V193H65ZM70 194H71V192H70ZM69 194V195H70ZM86 194H87V192H86ZM106 194V193H105ZM137 194V192L135 193V195ZM139 194H138V197H139ZM173 194H175V193H173ZM244 194V195H243ZM79 195V194H78ZM99 195H100V193H99ZM120 195V194H119ZM143 195V196H142ZM151 195H153V194H151ZM177 195V194H176ZM220 195V196H221ZM245 195H247L246 197L247 198H243V197H245ZM53 196V195H52ZM74 196V195H73ZM77 196V195H76ZM147 196V195H146ZM156 196H158V195H156ZM242 196V197H241ZM45 197V196H44ZM87 197H88V195H87ZM108 197V196H107ZM177 197V196H176ZM218 197H219V195H218ZM49 198H52V197H49ZM55 198V197H54ZM59 198V197H58ZM67 198H69V197H67ZM71 198V197H70ZM89 198V197H88ZM94 198V197H93ZM96 198V197H95ZM94 198V199H95ZM99 198V197H98ZM100 198H101V196H100ZM135 198V197H134ZM160 198V197H159ZM57 199V198H56ZM62 199V198H61ZM80 199V198H79ZM87 199V198H86ZM104 199H106V197L104 198ZM122 199H124V198H122ZM128 199V198H127ZM150 199H151V197H150ZM165 199V200H164ZM221 199V198H220ZM223 199H221V200H223ZM90 200H92V198L90 199ZM119 200H121V199H119ZM136 200H138L137 199V197H136ZM144 200V199H143ZM153 200V199H152ZM156 199H154V201H155ZM162 200V201H161ZM244 200L246 201V203L247 204H244ZM57 201V200H56ZM82 201V200H81ZM87 201H88V199H87ZM123 201V200H122ZM125 201V200H124ZM130 201V198H129V200H128V202ZM142 201V200H141ZM151 201V200H150ZM158 201V202H159ZM53 202H54V200H53ZM64 202V201H63ZM70 202V201H69ZM79 201H77V202H75V203H78ZM94 202H96V201H94ZM94 202H92V203H94ZM114 202V201H113ZM116 202H117V200H116ZM148 202V201H147ZM240 202H242V203H240ZM85 203V202H84ZM90 203V202H89ZM97 203L98 202H96V205H97ZM103 203V202H102ZM121 203V202H120ZM133 203V202H132ZM154 203V202H153ZM49 204V203H48ZM65 204V203H64ZM74 204V203H73ZM88 204V203H87ZM101 204V203H100ZM114 204V203H113ZM142 204V203H141ZM56 205V204H55ZM83 205V204H82ZM81 205V206H82ZM121 205V204H120ZM128 205V204H127ZM133 205V204H132ZM146 205V204H145ZM153 205V204H152ZM163 205H161L162 207H163ZM41 206V205H40ZM59 206V205H58ZM88 206V205H87ZM92 206V205H91ZM99 207H100V205H98ZM102 206V205H101ZM134 206V205H133ZM135 206H136V204H135ZM157 206V205H156ZM76 207V206H75ZM116 207V206H115ZM120 207V206H119ZM121 207H122V205H121ZM127 207V206H126ZM130 207V206H129ZM53 208V207H52ZM61 208V207H60ZM72 208H74V207H72ZM83 208H85V206L83 207ZM90 208V207H89ZM89 208H88V210H89ZM110 208V207H109ZM128 208V207H127ZM141 208V207H140ZM143 208V207H142ZM146 208H148V207H146ZM145 208V209H146ZM155 208V207H154ZM204 208V207H203ZM81 209V208H80ZM96 209V208H95ZM94 209V210H95ZM102 209H103V207H102ZM102 209H100V210H102ZM149 209V208H148ZM162 210H163V208H161ZM167 209H166V211H167ZM68 210V209H67ZM77 210H79V209H77ZM81 210H83V209H81ZM91 210V209H90ZM93 210V211H94ZM97 210V209H96ZM95 210V211H96ZM50 210H48V212H49ZM54 211V210H53ZM69 211V210H68ZM73 211V210H72ZM71 211V212H72ZM92 211V212H93ZM123 211V210H122ZM126 211V210H125ZM124 211V212H125ZM136 211V210H135ZM139 211H140V209H139ZM138 211V212H139ZM153 211H154V209H153ZM157 211V210H156ZM198 211V210H197ZM206 211V210H205ZM60 212V211H59ZM62 212V211H61ZM83 212V211H82ZM85 212V211H84ZM88 212V211H87ZM90 212V211H89ZM112 212V211H111ZM121 212V211H120ZM123 212V213H124ZM128 212V211H127ZM133 212V211H132ZM168 212V211H167ZM195 212V211H194ZM201 212V211H200ZM216 212V211H215ZM50 213H52V212H50ZM80 213V212H79ZM96 213V212H95ZM94 212H93V214H95ZM165 213V212H164ZM211 213V212H210ZM56 214V213H55ZM69 214V213H68ZM74 214H75V211H74ZM85 214H86V212H85ZM84 213H83V215H85ZM99 214V213H98ZM103 214V213H102ZM109 214V213H108ZM121 214V213H120ZM128 214V213H127ZM139 214V213H138ZM151 214V213H150ZM166 214V213H165ZM52 215V214H51ZM71 216L73 215L72 213L70 214ZM80 215V214H79ZM131 215V214H130ZM141 215V214H140ZM146 215H148V214H146ZM145 215V216H146ZM158 215V214H157ZM157 215L155 216V217H157ZM209 215H211L212 216V214H209ZM74 216V215H73ZM82 216V215H81ZM94 216V215H93ZM116 216H117V214H116ZM125 216V215H124ZM129 216V215H128ZM136 216V215H135ZM158 216H161V215H158ZM191 216V215H190ZM204 216H205V214H204ZM52 217V216H51ZM59 217V216H58ZM69 217V216H68ZM90 217V216H89ZM141 217V216H140ZM142 217H144L143 216V214H142ZM155 217H154V219H155ZM181 217V218H182ZM194 217H195V215H194ZM48 218H49V215H48ZM70 218V217H69ZM87 218H88V216H87ZM91 218V217H90ZM89 218V219H90ZM97 218V217H96ZM106 218V217H105ZM113 218V217H112ZM116 218V217H115ZM122 218V217H121ZM149 218V217H148ZM162 218H165V217H162ZM173 218V217H172ZM177 218H180V217H177L176 216V220H177ZM180 218V219H181ZM201 218V217H200ZM218 219H219V217H217ZM47 219V218H46ZM59 219V218H58ZM63 219V218H62ZM78 219V218H77ZM79 219H81V218H79ZM88 219V220H89ZM125 219V217L123 218V220ZM130 219H132V218H130ZM134 219V218H133ZM142 219V218H141ZM150 219V218H149ZM154 219H152L153 221H154ZM167 219H168V216H167ZM254 219H257V220H260V222H263V223H260L259 221H257V226H254L255 225V223H256V221H255V223L253 224V223H248V221L249 220H254ZM68 221L70 220V219H67ZM91 220V219H90ZM116 220V219H115ZM127 220V219H126ZM163 220V219H162ZM172 220V219H171ZM183 220H185V222H187L186 220H187V218H185V219H183ZM189 220H191V219H189ZM220 220V219H219ZM58 221H60V220H58ZM78 221H80V220H78ZM85 221V220H84ZM122 221V220H121ZM130 221V220H129ZM145 221V220H144ZM181 221V220H180ZM51 222V221H50ZM63 222H64V220H63ZM65 222H66V220H65ZM82 222V221H81ZM95 222V221H94ZM119 222V221H118ZM123 222V221H122ZM125 222V221H124ZM141 222V221H140ZM200 222V221H199ZM202 222V223H203ZM216 222V223H215ZM217 222L219 223V224H217ZM45 223V222H44ZM47 223V222H46ZM60 223V222H59ZM61 223H62V221H61ZM84 223H86V222H84ZM97 223V222H96ZM110 223V222H109ZM128 223V222H127ZM130 223V222H129ZM164 223H166V222H164ZM183 223V222H182ZM193 223V222H192ZM43 224V223H42ZM54 224H56V222L54 223ZM53 224V226H55ZM70 224V223H69ZM115 224V223H114ZM116 224H117V222H116ZM121 224V223H120ZM132 224V223H131ZM130 224V225H131ZM140 224V223H139ZM171 224V223H170ZM204 224V223H203ZM226 225V227H224L223 228V225ZM249 224V225H248ZM260 224V225H259ZM46 225V224H45ZM48 225V224H47ZM58 225V224H57ZM56 225V226H57ZM73 224H71V226H72ZM125 225V224H124ZM168 225V224H167ZM175 225H177V224H175ZM183 225V224H182ZM181 225V226H182ZM49 226H50V223H49ZM53 226H51V227H53ZM66 226V225H65ZM76 226V225H75ZM103 226V225H102ZM108 226H109V224H108ZM117 226V225H116ZM120 226V225H119ZM140 226V225H139ZM160 226V225H159ZM165 226V225H164ZM180 226V227H181ZM197 226H198V223H197ZM220 226L222 227V228H220ZM73 227V226H72ZM127 227V226H126ZM128 227H129V225H128ZM153 227V226H152ZM161 227V226H160ZM201 227V226H200ZM238 227V228H239ZM57 228V227H56ZM60 228V227H59ZM64 228V227H63ZM167 228V227H166ZM172 228V227H171ZM220 228V229H219ZM244 228V227H243ZM242 228V229H243ZM40 229H41V227H40ZM43 229H46V228H43ZM49 229V228H48ZM51 229V228H50ZM53 229H55V228H53ZM161 229H163V228H161ZM161 229H160V231H161ZM241 228H239V229H237V231H239ZM240 230V231H243V230ZM248 228H246V230H247ZM249 229H250V227H249ZM248 229V230H249ZM261 229V228H260ZM260 229H259V231H260ZM56 230H58V229H56ZM101 230V229H100ZM156 230V229H155ZM164 230V229H163ZM215 230H216V232H215ZM246 230H244L245 231V233H246ZM252 230V232L251 231H247V233L249 232H251L250 233V235L251 234H253V231ZM46 231H47V229H46ZM75 231V230H74ZM104 231V230H103ZM147 231V230H146ZM159 231V230H158ZM226 231V230H225ZM236 231V233L238 234V232ZM240 231H239V233H240ZM36 232V231H35ZM49 232H50V230H49ZM55 232V231H54ZM59 232H60V230H59ZM58 232V233H59ZM63 232V231H62ZM65 232H67V230L65 231ZM70 232V231H69ZM99 232V231H98ZM115 232V231H114ZM148 232V231H147ZM168 232V231H167ZM235 232V231H234ZM258 232V231H257ZM257 232H254V233H257ZM42 233H43V231H42ZM45 233H48V231L47 232H45ZM89 233V232H88ZM153 233H154V231H153ZM152 233V234H153ZM159 233V232H158ZM157 233V234H158ZM180 232H178V234H179ZM219 233V232H218ZM222 233H224V231L222 232ZM242 233V232H241ZM28 234V233H27ZM49 234V233H48ZM54 234V233H53ZM72 234V233H71ZM74 234V233H73ZM91 234V233H90ZM93 234V233H92ZM95 234V233H94ZM225 234V233H224ZM223 234V235H224ZM232 234H234L233 232L231 233V235ZM38 235H39V233H38ZM55 235H56V233H55ZM58 235V234H57ZM61 235V234H60ZM68 237H70V234L68 233ZM82 235V234H81ZM96 235V234H95ZM107 235V234H106ZM112 235V234H111ZM150 235V234H149ZM209 235H211V234H209ZM216 235V234H215ZM218 235V234H217ZM236 235V234H235ZM239 235V234H238ZM237 235V236H238ZM241 235V234H240ZM76 236V235H75ZM78 236H80V235H78ZM86 236V235H85ZM145 236V235H144ZM158 236H160V235H158ZM164 236V235H163ZM237 236H235V237H237ZM58 237V236H57ZM73 237H74V235H73ZM151 237V236H150ZM161 237V236H160ZM176 237H177V234H176ZM175 237V238H176ZM225 237H226V235H225ZM230 237V236H229ZM249 237V240H250V236H248ZM64 238V237H63ZM71 238V237H70ZM76 238V237H75ZM75 238H74V240H72L71 242H72V245L70 246V247H68V249H70L69 250V253H70V251L72 252V250H74L75 249V251H76V248L77 247H80V246H84L83 245V243L87 246V242H85L84 240L83 241H81V242H79V244H76L78 241V238H81V237H78L77 238V240H75ZM83 238V237H82ZM85 238V237H84ZM99 238V237H98ZM159 237H157V239H158ZM163 238V237H162ZM192 238V239H193ZM198 238V237H197ZM200 238V237H199ZM203 238V237H202ZM205 238V237H204ZM227 238V237H226ZM239 238H241V237H238V239ZM243 238V237H242ZM55 239V238H54ZM67 239V238H66ZM66 239H64V240H66ZM71 239H73V238H71ZM92 239V238H91ZM91 239H89V240H91ZM100 239V238H99ZM195 239V238H194ZM208 239V238H207ZM57 240H58V238H57ZM68 240V239H67ZM82 240V239H81ZM88 240V239H87ZM95 240V239H94ZM178 240V239H177ZM185 240V241H186ZM200 239H198V241H199ZM212 240V239H211ZM211 240H209V241H211ZM241 240V239H240ZM54 241V240H53ZM70 241V240H69ZM69 241H66V242H68V244L70 243ZM74 241H76V243H74ZM201 241V240H200ZM204 241V240H203ZM233 240H231V242H232ZM235 241H237V239H235ZM239 241V240H238ZM243 241V240H242ZM58 242H60V241H58ZM65 242V243H66ZM90 242V241H89ZM179 242V244H180V246H181V240L180 241H178ZM181 242V243H180ZM184 242V241H183ZM204 242H206V241H204ZM207 242H208V240H207ZM217 241H215V243H216ZM219 242V241H218ZM241 242V241H240ZM246 242H248V241H246ZM166 243V242H165ZM176 243V242H175ZM184 243H186V242H184ZM191 243V242H190ZM189 243V244H190ZM212 243H213V241H212ZM220 243V242H219ZM223 243V242H222ZM227 243V242H226ZM225 243V244H226ZM236 242H234V243H231V244H235ZM59 244V243H58ZM67 244V243H66ZM71 244V243H70ZM69 244V245H70ZM91 244V243H90ZM96 244V243H95ZM201 244V243H200ZM204 244V243H203ZM206 244V243H205ZM214 244V243H213ZM248 244V243H247ZM92 245V244H91ZM184 245V244H183ZM192 245V244H191ZM199 245V244H198ZM217 245V244H216ZM223 244H221V246H222ZM246 245V244H245ZM93 246V245H92ZM167 246V245H166ZM174 246H175V244H174ZM179 246V245H178ZM177 246V247H178ZM226 246V245H225ZM224 246V247H225ZM228 246H230V244L228 245ZM90 247V246H89ZM89 247H86V250H87V248H89ZM198 247V246H197ZM217 247V246H216ZM218 247H219V245H218ZM171 248V247H170ZM179 248V247H178ZM178 248H177V251H178V255H176V252H174L173 250H169V251H173V253L172 252H169V253H172V254H175V256H179L180 254H179V250H178ZM186 248H188V250L187 249H185V250H187L188 252H189V247H186ZM210 248V247H209ZM212 248V247H211ZM210 248V249H211ZM222 248V247H221ZM221 248H219V249H221ZM227 248V247H226ZM225 248V249H226ZM232 248V247H231ZM60 249V248H59ZM81 249H84V247L82 248L81 247ZM164 249H165V246H164ZM173 249H174V247H173ZM228 249V248H227ZM238 249V248H237ZM247 249H248V247H247ZM63 250V249H62ZM65 250V249H64ZM67 250V249H66ZM79 250V249H78ZM205 250V249H204ZM203 250V251H204ZM224 250V249H223ZM223 250H221V251H219V255H220V252L222 253V251ZM245 250H246V248H245ZM68 251V250H67ZM75 251H74V253H75ZM84 251V250H83ZM175 251H176V248H175ZM186 251V252H187ZM202 251V252H203ZM214 251V250H213ZM238 251H241V250H239L238 249ZM250 251V250H249ZM53 252H55L54 251V249H53ZM56 252H58V250L56 251ZM61 252V251H60ZM65 252V251H64ZM64 252H62V253H64ZM77 253L78 252H80V251H76ZM84 252H86V251H84ZM88 252V251H87ZM194 252V251H193ZM197 252V251H196ZM200 252V251H199ZM215 252V251H214ZM213 252V254H216V253H214ZM224 252V251H223ZM228 252L229 251H227V254H228ZM52 253V252H51ZM73 253V252H72ZM204 253V252H203ZM226 253V252H225ZM237 253V252H236ZM50 254V253H49ZM79 254V253H78ZM81 254V253H80ZM84 254V253H83ZM223 254V253H222ZM221 254V255H222ZM52 255V254H51ZM60 255V254H59ZM64 255V254H63ZM69 255H72L71 253L69 254ZM75 255H77V254H75ZM189 255V254H188ZM224 255V254H223ZM232 255H234V254H232ZM238 255V254H237ZM236 254H235V256H237ZM55 256H58V255H55ZM65 257L66 256H68V254L67 255H64ZM171 256L172 255H170V257H169V259H171ZM193 256H195V254L193 255ZM212 256V255H211ZM50 257V256H49ZM52 257V256H51ZM63 257V256H62ZM65 257H63V258H65ZM173 257V256H172ZM182 257V256H181ZM204 257V256H203ZM233 257V256H232ZM48 258V257H47ZM168 258V257H167ZM197 258V257H196ZM199 258V257H198ZM208 258V257H207ZM223 258V257H222ZM225 258V257H224ZM49 259H51V258H49ZM48 259V260H49ZM165 260V261H169L170 263H172L173 261H175V259H173V261L171 262L170 260ZM177 259V258H176ZM193 259V258H192ZM201 259V258H200ZM204 259V258H203ZM202 259V260H203ZM235 259V258H234ZM44 260V259H43ZM53 260V259H52ZM51 260V261H52ZM64 260V259H63ZM180 260H181V258H180ZM199 260V259H198ZM201 260V261H202ZM214 260V259H213ZM221 260V259H220ZM224 260V259H223ZM51 261L49 262V261H47V262H49L50 264H51ZM54 261H55V259H54ZM58 260L56 259V262L55 263H53V264H56V263H58L57 262ZM165 261H164V263H165ZM208 261H209V259H208ZM231 262H235V260H230ZM59 262H60V260H59ZM64 262V261H63ZM175 262H177V261H175ZM180 262V261H179ZM193 262H197V260H195L194 259V261ZM199 262V261H198ZM204 262V261H203ZM202 262V263H203ZM206 262H207V260H206ZM224 262V261H223ZM44 262L42 261V264H43ZM174 263V262H173ZM219 263V262H218ZM167 264V263H166ZM177 264V263H176ZM186 264V263H185ZM200 264V263H199ZM207 264H208V262H207Z\"/></svg>",
	"mask_w": 264,
	"mask_h": 264
}]
</instances>
